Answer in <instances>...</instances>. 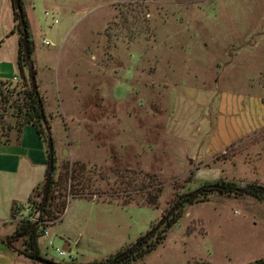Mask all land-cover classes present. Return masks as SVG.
<instances>
[{
	"label": "rangeland",
	"instance_id": "rangeland-1",
	"mask_svg": "<svg viewBox=\"0 0 264 264\" xmlns=\"http://www.w3.org/2000/svg\"><path fill=\"white\" fill-rule=\"evenodd\" d=\"M23 1L35 67L52 87L48 92L45 78L38 80L46 114L64 122L56 132L57 175L80 161L92 184L88 198L55 189L53 206L66 200V210L48 220L53 244L39 238L43 257L68 262L59 247L75 250L77 264L106 261L137 244L204 182L264 185V126L209 151L215 120L231 122L239 111L208 106L185 90L217 88L264 101V0ZM15 17L14 1L0 0V65L18 57ZM257 113L264 118V102L251 117ZM203 119L211 123L203 126ZM165 233L132 264H224L258 254L264 202L213 193L186 203ZM14 246L23 248L21 241ZM15 252L11 264H40Z\"/></svg>",
	"mask_w": 264,
	"mask_h": 264
},
{
	"label": "trees",
	"instance_id": "trees-1",
	"mask_svg": "<svg viewBox=\"0 0 264 264\" xmlns=\"http://www.w3.org/2000/svg\"><path fill=\"white\" fill-rule=\"evenodd\" d=\"M22 3L24 4L23 0ZM15 15V20L18 22V29L21 34V44L17 60L20 76H18V80L0 79V143H20L24 128L28 125H31L37 129L41 138L48 144L49 148V135L47 133V126L45 125L42 115V109L45 110L44 98L41 94L43 102V105H41L36 91L32 87V81L30 78L31 68L35 67V64L32 58L34 47L29 31V21L24 12L28 28V48L30 50V56L25 53L24 46L22 44L23 29L20 15L17 11H15ZM35 70L36 74L38 75V70L36 67ZM14 82L17 84L12 86ZM46 116L48 125L51 128V121L47 114ZM49 163L50 153L49 150H47V173L49 171ZM85 166L86 165L83 162L77 161L73 163L71 167H66L67 170L65 173H59L57 175L58 165L55 150L54 173L47 202L44 207L40 209L43 198L44 182L37 186L28 198V205L30 206L31 211L41 210L42 220H49L51 216L54 218H60V216L64 214L66 210V200L62 201L57 206L56 204L53 206L55 199V189L65 188L64 190H67L68 188L69 193L72 196L88 198L87 196L92 193V191H90L92 184L90 179H86L84 176ZM232 182L220 178L215 181L204 182L198 188L189 190L188 192L181 195L180 200L170 208L168 213H171L168 219L150 237L146 238L141 243V245L135 244L127 251H122L112 258L110 257V259L106 261H94L87 264H132L133 261L151 252L166 239L167 234L165 231L178 222V219L182 214L186 203L206 200L209 198L210 194L220 193L235 195L236 197L248 195L264 201V185L252 183L247 187H243L237 185L235 182ZM23 206L24 204H20L18 202L13 203L11 212V219L13 222L18 220L17 215L19 211L21 212L23 210ZM32 227L33 223L31 221L18 220L17 228L14 232V235H16L17 238L10 239L8 241H2L15 251H20V253L35 260L37 257L42 256L39 238L43 234L39 225H37L34 229H32ZM154 237H157L156 240L151 242L150 240H152ZM19 241L22 242V249H16L14 246L15 242ZM254 264H264V258L259 259Z\"/></svg>",
	"mask_w": 264,
	"mask_h": 264
},
{
	"label": "crops",
	"instance_id": "crops-1",
	"mask_svg": "<svg viewBox=\"0 0 264 264\" xmlns=\"http://www.w3.org/2000/svg\"><path fill=\"white\" fill-rule=\"evenodd\" d=\"M17 60L18 57L16 61L1 63L0 79L20 76ZM37 70L38 80H40L41 77L45 78V76H47V74L43 75L45 72H40L39 69ZM39 85L42 89V85L40 83ZM46 85L49 87V89H47L48 92H50V88H52L50 80H46ZM185 90L193 93L197 100H203L208 106L213 103L215 108L219 106L223 111H228V109L235 110L236 113L239 111L237 119L232 118L231 122L228 119L227 122H224L221 118L216 119L217 121L215 120V125L218 128L217 132L222 131L224 137L219 139L220 136H217L219 133H214L215 136H211V139L207 141L205 146L209 151L212 148L213 150L215 149L214 151H216V149L218 151L222 146L238 142L240 140L238 137L247 135V132H251L257 127L264 126V118L259 117L258 113L257 117H251L250 114L251 111H256L257 108H261L264 102L256 96L247 97V95H243V93L237 95L226 91L221 92L217 88L197 89L195 87H187ZM250 105H252V109H250ZM60 106L64 108L62 101L60 102ZM253 106H255L256 109ZM47 115L51 121L56 157L59 159L60 148L58 142L60 141L57 138L56 132L62 127L61 124L64 126V122L63 119H60V121L55 119L50 113H47ZM206 123L209 124L211 122L208 119H203L202 125L205 126ZM69 130L70 129L64 127L66 139H69ZM63 140L65 139H62V141ZM77 141L78 139L76 140V145H78ZM66 146H64L62 142L61 148L63 149ZM47 150H49L48 144L41 138L37 129L31 125L24 128L20 143H0V226H5L13 222L11 219V212L14 202L24 204L23 210L25 209V212L31 210L28 205V198L35 188L46 180L48 169ZM66 151H68L67 148ZM213 153L214 152L211 153V157ZM71 156H73V154H71L70 157ZM217 169L219 170V168ZM16 228L17 225L10 233L5 231L0 233V236L14 235ZM14 252L15 251L11 247L0 240V264L13 263L16 259V252ZM261 258H264V250L258 254L245 253L237 258L228 257L224 264H254Z\"/></svg>",
	"mask_w": 264,
	"mask_h": 264
},
{
	"label": "water",
	"instance_id": "water-1",
	"mask_svg": "<svg viewBox=\"0 0 264 264\" xmlns=\"http://www.w3.org/2000/svg\"><path fill=\"white\" fill-rule=\"evenodd\" d=\"M13 1H14L15 11L18 12V14L20 15V19H21V25H22V29H23L22 44L24 46L25 53L28 56H30V50L28 48V38H29L28 37V28H27L26 18L24 15L23 3H22V0H13ZM30 72H31L30 78L32 81V87L36 91V94H37V97L39 99L40 104L43 105L35 67H32ZM42 115H43V120L45 122V125L47 126V133L49 135L48 142H49L50 163H49V171L47 173L45 184H44L43 198H42V203H41L40 209H42L47 202L51 183H52L53 173H54V166H55V141H54V137L52 135V130L48 125L47 116H46V112L44 109H42ZM170 213L171 212H169L167 215H165L152 230H150L145 236H143L141 238V240L139 242H137V245H141V243L146 238L150 237L168 219ZM36 226H37V224H33L32 229H34ZM14 238H17V236L16 235L0 236V240H3V241H8V240L14 239ZM35 260L40 264H63V263L57 262L53 259L43 257V256L37 257Z\"/></svg>",
	"mask_w": 264,
	"mask_h": 264
},
{
	"label": "built area",
	"instance_id": "built-area-1",
	"mask_svg": "<svg viewBox=\"0 0 264 264\" xmlns=\"http://www.w3.org/2000/svg\"><path fill=\"white\" fill-rule=\"evenodd\" d=\"M47 15H49V12H47ZM55 22H58V20L56 19ZM45 43L48 45V44H51V42L49 40H46ZM14 80H18V76H15L14 77ZM17 219L18 220H29L31 221L33 224H37L41 227L42 229V234L49 238V244H53V241L50 239V231H49V227L47 225L48 223V220H42V212L41 210H37V211H27V212H24V211H21L18 213L17 215ZM76 245L78 244V240L75 241ZM56 251L58 253V255L62 256V257H68V262L66 263H63V264H71V263H74V264H77L76 263V260H77V253L74 252L73 250L72 251H66V250H63L61 248H56Z\"/></svg>",
	"mask_w": 264,
	"mask_h": 264
}]
</instances>
